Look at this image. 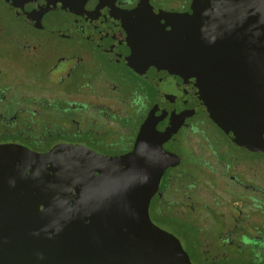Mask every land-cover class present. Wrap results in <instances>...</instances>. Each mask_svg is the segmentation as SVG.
Masks as SVG:
<instances>
[{
  "label": "water",
  "instance_id": "95a60500",
  "mask_svg": "<svg viewBox=\"0 0 264 264\" xmlns=\"http://www.w3.org/2000/svg\"><path fill=\"white\" fill-rule=\"evenodd\" d=\"M6 1L27 24L109 44L141 73L154 65L157 77L143 74L160 101L179 97L184 116L203 113L234 143L264 151V0H191L184 12L149 0L130 9L116 0ZM148 144L141 130L125 156L0 147V264H192L149 217L168 163Z\"/></svg>",
  "mask_w": 264,
  "mask_h": 264
},
{
  "label": "flooded vegetation",
  "instance_id": "af4514ba",
  "mask_svg": "<svg viewBox=\"0 0 264 264\" xmlns=\"http://www.w3.org/2000/svg\"><path fill=\"white\" fill-rule=\"evenodd\" d=\"M190 2L175 9L149 0L169 12ZM142 68L158 76L154 65ZM138 69L113 46L27 24L0 0V147L125 156L142 130L168 163L150 198L151 221L192 264H264V151L234 143L203 113L184 116L179 97L160 101ZM183 146L197 166L184 164Z\"/></svg>",
  "mask_w": 264,
  "mask_h": 264
},
{
  "label": "rangeland",
  "instance_id": "374dc122",
  "mask_svg": "<svg viewBox=\"0 0 264 264\" xmlns=\"http://www.w3.org/2000/svg\"><path fill=\"white\" fill-rule=\"evenodd\" d=\"M185 4H186V0H162V5L167 6V8L171 7V8L178 9V8H182ZM180 152L184 157V164H190L192 166L198 165L195 158L192 157V154H190L187 151V148L185 146L180 148ZM208 206L210 207V205H208Z\"/></svg>",
  "mask_w": 264,
  "mask_h": 264
}]
</instances>
